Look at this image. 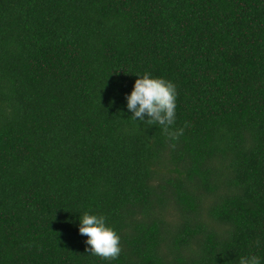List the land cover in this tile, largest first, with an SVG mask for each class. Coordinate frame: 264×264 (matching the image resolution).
Segmentation results:
<instances>
[{
  "label": "trees",
  "instance_id": "16d2710c",
  "mask_svg": "<svg viewBox=\"0 0 264 264\" xmlns=\"http://www.w3.org/2000/svg\"><path fill=\"white\" fill-rule=\"evenodd\" d=\"M145 72L177 86V141L131 119ZM84 212L118 259L86 251ZM249 254L264 264V0H0V264Z\"/></svg>",
  "mask_w": 264,
  "mask_h": 264
},
{
  "label": "clouds",
  "instance_id": "9594fccd",
  "mask_svg": "<svg viewBox=\"0 0 264 264\" xmlns=\"http://www.w3.org/2000/svg\"><path fill=\"white\" fill-rule=\"evenodd\" d=\"M135 81L134 88L126 97L127 109L133 113L131 119L147 123L158 124L163 134L170 141H177L189 126L175 127L177 108V86L164 78H153L145 72ZM145 117L148 119L145 120ZM175 148V143L170 144ZM79 234L88 237L87 252L103 260H116L121 254V237L112 228L106 225L103 215L84 212L80 216ZM259 241H256L259 246ZM238 264H261V259L255 254L239 258Z\"/></svg>",
  "mask_w": 264,
  "mask_h": 264
}]
</instances>
